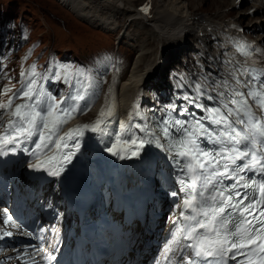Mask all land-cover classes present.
<instances>
[{
    "label": "snow or ice",
    "instance_id": "6c2138e0",
    "mask_svg": "<svg viewBox=\"0 0 264 264\" xmlns=\"http://www.w3.org/2000/svg\"><path fill=\"white\" fill-rule=\"evenodd\" d=\"M142 10L149 9L145 6ZM237 49L245 62L231 72L234 83L225 80L220 85L227 93L218 92V106L205 109L204 117L165 119L155 128L146 123L142 128L136 125L142 136L132 133L124 139L117 135L107 149L125 159L138 157L145 145L155 144L174 158L184 193L182 204L177 207L183 210L174 221L179 226L167 253L176 256L178 264H228L229 260L235 264H264V64L255 58L260 49L246 43L238 44ZM38 75L34 64L26 84L0 104V109L6 110L0 114V122L9 117L0 125L4 127L0 133V156L16 153L35 137L30 155L36 162L29 167L58 177L79 151V138L84 131L104 133L105 118L112 116L113 110L101 111L93 125H81L60 134L63 126L81 113L67 100L84 97L57 100L43 91ZM11 91L4 89L5 93ZM200 95L203 93L184 99L193 107L204 109L198 102ZM15 99L23 102L13 106ZM206 99L212 101L213 96L207 95ZM185 113L187 108L180 114ZM121 127L124 133L130 131L125 125ZM69 141H75L71 147ZM47 152L53 154L46 155ZM42 155L46 158L41 159ZM4 217L7 225L12 220L7 209ZM12 235L4 232V236ZM165 260H170L169 255Z\"/></svg>",
    "mask_w": 264,
    "mask_h": 264
},
{
    "label": "bare ground",
    "instance_id": "6f19581e",
    "mask_svg": "<svg viewBox=\"0 0 264 264\" xmlns=\"http://www.w3.org/2000/svg\"><path fill=\"white\" fill-rule=\"evenodd\" d=\"M58 1L75 16L86 21L90 27L100 28L105 32L112 33L118 32L120 28L122 30L126 23H128L129 27H133L131 32H128L129 27L125 30L123 29L124 32L119 39L121 43L131 45L137 52V58L129 76L121 85V101L124 113L130 111L134 99L140 93L147 94L153 90L161 92L160 98L166 103L173 101L170 106L181 111L182 105H180L177 97L169 91L171 81H169L167 70L177 60L180 52H189L190 50L191 53L193 50L195 56H191L192 60L208 51H213L214 54L220 52L221 49L218 48V45H222L223 47L227 45L223 42V35L220 34L219 30L221 28L229 27L228 32L234 36L237 31L232 25H239L244 29L245 35L256 45L252 47L253 49L258 48L261 51L264 49V33L255 35V31L258 28L264 27V0H242V3L245 1L251 2V5L241 18L232 17V10L239 6L238 0ZM203 4H206V6L209 4L214 8L212 10L211 8H205L206 6L204 7ZM145 6L149 9L147 12L142 10ZM251 9L254 10L253 13ZM249 15L250 23L243 25V21ZM81 25L79 24V27ZM209 27H212L213 30H209ZM238 30L241 32L240 28ZM102 35L104 36V34ZM189 37L193 38L195 44L189 41ZM228 42L233 48L230 52L223 51L222 64L225 71L221 78V85L225 80L229 81V83L234 82L231 72L234 70L235 63L245 61V57L239 53L237 45L245 44L246 42L237 36L229 38ZM110 50L106 51L109 52ZM259 56H262V54L260 55L259 53L257 57ZM236 65L238 66V63ZM224 90L225 88L220 86L216 91H213L214 97L212 103L207 104L206 107L218 106L217 94ZM198 102L203 104L200 97ZM192 115L197 117L199 113ZM85 118L88 119L90 116ZM81 121L82 119L78 120V122ZM171 256L176 257L172 254Z\"/></svg>",
    "mask_w": 264,
    "mask_h": 264
},
{
    "label": "rangeland",
    "instance_id": "374dc122",
    "mask_svg": "<svg viewBox=\"0 0 264 264\" xmlns=\"http://www.w3.org/2000/svg\"><path fill=\"white\" fill-rule=\"evenodd\" d=\"M238 1V8L232 10V17L234 18H241L251 5V2L245 1L242 3V0ZM203 6L205 7L206 4H203ZM205 8H211L212 10L214 7L208 4ZM253 11L254 10L251 9L252 13ZM75 17L77 16H75L67 7L63 6L58 0H0V21L5 22L12 19L15 20V22H18L21 20L23 24L31 29V35L26 41V45L20 50L21 54H23L26 47L32 42L40 41L41 44L39 45L37 52L40 54V57L45 58V54L53 53L56 66L58 67L59 65L62 70H65V68L62 67V61L84 62L95 54H100L108 59L111 54H117L119 57H123L125 61L126 73L124 80H126L137 58V52L131 45L119 41L124 30L129 27L128 23L124 26V30H121L120 28L118 32L116 31L112 33L105 32L100 28L90 27L86 21ZM249 17L250 15L243 21V25L250 23ZM79 24H82L80 26L81 28L79 27ZM132 29L133 27L130 26L128 32H131ZM255 33V35L263 34L264 27L258 28ZM102 34H104V36ZM189 41L192 44H195L192 37H189ZM109 43L111 44L110 46ZM103 49H105L104 51L106 53ZM106 50H110L111 52ZM185 54V51L180 52L177 60L171 64V67H174L175 64H184L186 59H188ZM14 55L15 57L17 56L16 54ZM64 55L67 59H63ZM38 62H41V59H39ZM167 73H169V70H167ZM15 81L16 80L12 78V83H15Z\"/></svg>",
    "mask_w": 264,
    "mask_h": 264
}]
</instances>
